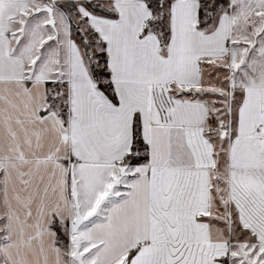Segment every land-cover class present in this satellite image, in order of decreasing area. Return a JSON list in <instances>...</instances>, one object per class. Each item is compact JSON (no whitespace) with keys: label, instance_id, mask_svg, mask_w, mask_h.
<instances>
[{"label":"snow or ice","instance_id":"snow-or-ice-1","mask_svg":"<svg viewBox=\"0 0 264 264\" xmlns=\"http://www.w3.org/2000/svg\"><path fill=\"white\" fill-rule=\"evenodd\" d=\"M0 264H264V0H0Z\"/></svg>","mask_w":264,"mask_h":264}]
</instances>
